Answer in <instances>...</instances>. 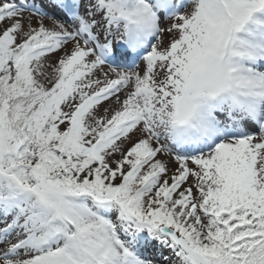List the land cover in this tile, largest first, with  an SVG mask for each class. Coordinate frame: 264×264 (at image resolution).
I'll use <instances>...</instances> for the list:
<instances>
[{
	"label": "snow or ice",
	"instance_id": "6c2138e0",
	"mask_svg": "<svg viewBox=\"0 0 264 264\" xmlns=\"http://www.w3.org/2000/svg\"><path fill=\"white\" fill-rule=\"evenodd\" d=\"M0 264H264V0H0Z\"/></svg>",
	"mask_w": 264,
	"mask_h": 264
}]
</instances>
